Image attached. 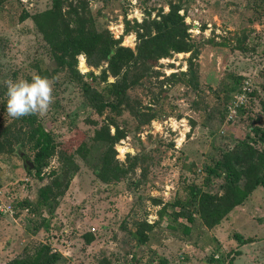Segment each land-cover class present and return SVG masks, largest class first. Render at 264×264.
<instances>
[{"label": "rangeland", "instance_id": "obj_1", "mask_svg": "<svg viewBox=\"0 0 264 264\" xmlns=\"http://www.w3.org/2000/svg\"><path fill=\"white\" fill-rule=\"evenodd\" d=\"M62 2L64 14L69 1ZM70 2H82L96 33L108 32L133 51L145 27L153 32L154 22L178 5L194 46L133 68L127 102L100 112L91 106L96 92L113 101L105 91L116 80L108 61L93 66L88 55L77 56L72 67L90 92L69 68L54 73L52 48L34 20L54 0H0V202L15 206L12 214L0 211V264L40 244L61 254L55 264H264L262 186L213 228L196 214L186 234L171 207L158 221L163 204L184 199L191 184L217 198L224 195V174L208 175L204 168L223 151L235 150L237 140L264 148V0ZM91 72L95 78L87 76ZM35 75L56 81L54 104L45 117L37 116L54 131L57 145L42 180L26 140L28 126L7 114L4 83ZM101 127L122 136L114 152L106 153L111 167L125 168L121 179L112 170L106 180L98 174L103 148L91 144ZM82 143L85 156L76 152ZM46 183L55 197L38 205L39 187ZM21 200L29 206L16 205ZM144 220L154 228L139 244L134 234Z\"/></svg>", "mask_w": 264, "mask_h": 264}, {"label": "trees", "instance_id": "obj_2", "mask_svg": "<svg viewBox=\"0 0 264 264\" xmlns=\"http://www.w3.org/2000/svg\"><path fill=\"white\" fill-rule=\"evenodd\" d=\"M67 1L69 2L66 13H62V0H54L53 7L36 14L34 20L52 48V58L57 65L54 73L69 68L71 77L82 85L86 92L91 90L84 76L76 67H72L73 63L77 62V56L88 55L89 62L93 66H99L103 60L108 61L116 80L107 82L105 91L113 97V101L102 100L96 92L98 98L91 102V106L100 112L106 107L117 110L127 102V90L134 83L129 77L133 68L145 66L151 58L166 57L171 51L188 52L194 46L189 37L188 25L184 15L179 13L178 5L173 4L167 13L162 14L161 18L154 22L153 32H150L151 26L145 27L144 32L139 34L136 50L133 51L131 48L119 46V41L114 40L108 32L96 33L91 26V17H86L87 8L82 2L75 6L70 2L71 0H65ZM71 22H73L72 26ZM93 54L97 55L94 59H92ZM87 76L95 78L92 72ZM102 78L107 81L105 73ZM133 115L138 119L142 116L140 112H133ZM22 120L28 126L26 140L31 144L34 152L35 174L42 180V171L56 150L55 133L36 115L22 117ZM121 137L112 136L109 130L107 132L102 127L92 135L91 146L96 147L98 144L103 148L102 170L98 174L104 180L108 179L111 170L114 179H121L126 175L125 168L111 167V155L106 154L108 151L114 152L113 143ZM234 147L235 150L223 151L214 160L213 165L207 164L204 168L208 175L219 172L224 174L226 191L221 198H217L196 184H191L184 199L179 198L174 202L163 204L158 211V221L163 219L167 209L171 207L173 220L184 223L186 234L190 232L188 223L194 222L196 214L206 227L213 228L220 224L235 207L243 204L255 188L264 187V148L256 150L243 139L237 140ZM87 150L86 143H82L76 152L85 156ZM53 197H55L54 188L46 183L39 187L37 204H48L49 199ZM29 204L28 201L21 200L16 205L27 208ZM177 207L179 210H176ZM13 208L15 209V206ZM153 228L154 225L146 220L139 223L134 234L139 244L148 240V232ZM234 236L245 243L240 234ZM61 257V254L52 251L48 244H40L25 256L15 257L5 264H55Z\"/></svg>", "mask_w": 264, "mask_h": 264}, {"label": "clouds", "instance_id": "obj_3", "mask_svg": "<svg viewBox=\"0 0 264 264\" xmlns=\"http://www.w3.org/2000/svg\"><path fill=\"white\" fill-rule=\"evenodd\" d=\"M55 82V78L40 75L33 76L31 81L6 80L4 83L7 88V114L13 119L29 115L45 117L55 102Z\"/></svg>", "mask_w": 264, "mask_h": 264}, {"label": "built area", "instance_id": "obj_4", "mask_svg": "<svg viewBox=\"0 0 264 264\" xmlns=\"http://www.w3.org/2000/svg\"><path fill=\"white\" fill-rule=\"evenodd\" d=\"M3 193H1L0 191V197ZM0 211L3 212V213H9V214H12L14 213V208H13V205L12 204H3L0 202Z\"/></svg>", "mask_w": 264, "mask_h": 264}, {"label": "water", "instance_id": "obj_5", "mask_svg": "<svg viewBox=\"0 0 264 264\" xmlns=\"http://www.w3.org/2000/svg\"><path fill=\"white\" fill-rule=\"evenodd\" d=\"M30 164V167H32V163L31 162H28Z\"/></svg>", "mask_w": 264, "mask_h": 264}, {"label": "bare ground", "instance_id": "obj_6", "mask_svg": "<svg viewBox=\"0 0 264 264\" xmlns=\"http://www.w3.org/2000/svg\"><path fill=\"white\" fill-rule=\"evenodd\" d=\"M83 63V62H82ZM84 66V65H83Z\"/></svg>", "mask_w": 264, "mask_h": 264}]
</instances>
